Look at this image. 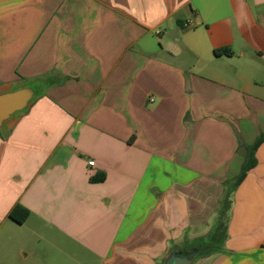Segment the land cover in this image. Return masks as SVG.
I'll list each match as a JSON object with an SVG mask.
<instances>
[{
    "label": "crops",
    "instance_id": "obj_1",
    "mask_svg": "<svg viewBox=\"0 0 264 264\" xmlns=\"http://www.w3.org/2000/svg\"><path fill=\"white\" fill-rule=\"evenodd\" d=\"M0 264H264V0H0ZM16 219L27 216L23 223Z\"/></svg>",
    "mask_w": 264,
    "mask_h": 264
},
{
    "label": "water",
    "instance_id": "obj_2",
    "mask_svg": "<svg viewBox=\"0 0 264 264\" xmlns=\"http://www.w3.org/2000/svg\"><path fill=\"white\" fill-rule=\"evenodd\" d=\"M43 82H28L16 87L0 88V131L6 134L16 122L18 116L29 110L31 105L45 91ZM181 243L171 248L160 264H197L202 252L199 247Z\"/></svg>",
    "mask_w": 264,
    "mask_h": 264
},
{
    "label": "trees",
    "instance_id": "obj_3",
    "mask_svg": "<svg viewBox=\"0 0 264 264\" xmlns=\"http://www.w3.org/2000/svg\"><path fill=\"white\" fill-rule=\"evenodd\" d=\"M264 141V135L257 141V143L249 150V159H248V162H247V165L245 166V169L243 171V174L242 176L240 177V179L237 181L236 184H239L242 180H243V177L245 176V173L251 168L254 166L255 164V151L258 147V145ZM230 204H231V192L229 191L226 195H225V198H224V207L221 209L220 211V217L219 218H225L226 214H227V211L230 207ZM18 209H14L11 214H10V217L15 219L16 221H18L19 223H23L26 219L27 216L23 217L22 219L18 220L16 219V212H17ZM223 220V219H222ZM221 228V229H220ZM223 229V232H222V235L221 237L219 238V240L217 239L218 238V233H215L214 235H212V239L209 243L207 244H196L194 246L191 247V249L195 248V247H199L200 250H202V252L198 255L196 261L204 258L205 256L207 255H211L215 252H218L219 250L222 249L223 247V243L225 241V237L227 235V228L226 226H223V225H220L217 227V232H219L220 230Z\"/></svg>",
    "mask_w": 264,
    "mask_h": 264
},
{
    "label": "rangeland",
    "instance_id": "obj_4",
    "mask_svg": "<svg viewBox=\"0 0 264 264\" xmlns=\"http://www.w3.org/2000/svg\"><path fill=\"white\" fill-rule=\"evenodd\" d=\"M220 217V213L217 214L216 218H215V221H213V228L210 230V232L208 233V236L203 238L204 240H206V243H209L212 239V235H214L215 233H218V240L219 238L221 237L222 235V232H223V229L220 230L219 232H217V227L220 226V225H223V226H226V216L225 218H219ZM223 219V220H222ZM221 229V228H220ZM199 261V260H198ZM197 261V262H198Z\"/></svg>",
    "mask_w": 264,
    "mask_h": 264
},
{
    "label": "flooded vegetation",
    "instance_id": "obj_5",
    "mask_svg": "<svg viewBox=\"0 0 264 264\" xmlns=\"http://www.w3.org/2000/svg\"><path fill=\"white\" fill-rule=\"evenodd\" d=\"M207 244V243H206Z\"/></svg>",
    "mask_w": 264,
    "mask_h": 264
}]
</instances>
